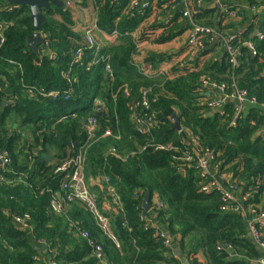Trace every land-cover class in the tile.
I'll return each mask as SVG.
<instances>
[{
    "label": "trees",
    "instance_id": "1",
    "mask_svg": "<svg viewBox=\"0 0 264 264\" xmlns=\"http://www.w3.org/2000/svg\"><path fill=\"white\" fill-rule=\"evenodd\" d=\"M93 1L96 27L117 35L116 43L103 45L95 55L74 29L70 11L53 4L42 8L47 48L33 53L26 47L32 32L28 7L0 0V152L10 156L0 167V264H48L50 259L55 264H102L72 224L101 245L108 264H183L173 257L171 245L179 246L190 264H243L234 256L257 258L245 225L264 211V117L259 106L234 116V102L227 100L212 112L199 99L208 86L204 82L224 83L226 92L234 84L264 105V15L261 38L250 36L249 25L228 41V31L243 19L224 25L228 14L219 7L199 8L196 0H186L192 22L212 30L200 37L202 47L194 53L187 47L192 25L183 9L167 12L168 0L145 10L130 9V0ZM235 1L264 8V0L222 3L233 12ZM173 41L177 47H166ZM225 41L236 51L234 64ZM76 50L81 57L74 55ZM106 63L111 71L105 70ZM143 90L151 101L146 112L153 115L147 133H139L133 122ZM173 112L179 131L172 128ZM88 115L96 118L98 130L86 151L84 172L87 177L103 171L121 198L124 215L104 212L117 244L94 219L87 201L64 198L63 212L51 208L56 193L64 197L62 173L53 172L54 167L84 143ZM105 130L111 135L102 136ZM157 143L173 148L155 150ZM110 149L117 156L108 154ZM193 150L213 153L209 165L231 176L227 185L241 189L242 205L236 198L222 200L217 191L201 190L211 177L200 175ZM185 152L192 160L184 159ZM146 190L155 213L151 223L166 228L173 238L169 245L139 220L151 215L141 206ZM93 192L102 208L105 193L98 187ZM153 195L158 205L152 203ZM21 214L28 215L29 230L13 220ZM256 226L264 238V222ZM36 241L46 244L45 258Z\"/></svg>",
    "mask_w": 264,
    "mask_h": 264
},
{
    "label": "built area",
    "instance_id": "2",
    "mask_svg": "<svg viewBox=\"0 0 264 264\" xmlns=\"http://www.w3.org/2000/svg\"><path fill=\"white\" fill-rule=\"evenodd\" d=\"M112 3L116 0H110ZM180 3L185 4L186 0H176ZM201 1L202 0H196V7H201ZM69 1H66V5L69 6ZM219 7L223 8V11L226 14L233 13L232 11H229L226 7L225 3H222V1H218ZM129 7L130 9H139V10H145L150 7L149 2H142L141 0H130L129 1ZM227 9V10H226ZM183 15L187 17L189 23L192 25L191 31L187 35V47L188 49L192 50L194 53L198 52L199 49L202 47V42L200 41V37L203 34L210 33L212 30L205 26H200L197 24H194L192 22L190 12L188 9L183 11ZM97 27L96 25H93L92 27L88 28L86 30V41L88 44V47H93L94 44V35L93 30H95ZM111 34L116 35V32L113 31ZM260 36L259 38H261ZM233 37L228 36L227 40L230 41ZM228 41H225L224 47L229 51L230 53V61L234 64L235 63V50L232 48V45L228 43ZM248 47L251 49V52L253 53V45L247 42ZM76 57H80L81 53L80 50H76ZM105 67L109 69V65L106 64ZM207 85L213 84V83H207L204 82ZM141 95V100L136 102L134 104L135 113L133 115V122L135 125L136 130L139 133H147L150 130V127L153 123V115L148 114L146 112L149 109L150 106V99L148 97V90H143ZM226 97H229L226 95ZM231 97H233L236 100V107H235V114L239 113L241 114L242 111H244V106H259L261 109V113L264 117V105L262 103L258 104L256 99L252 96H249L246 90H236L233 94H231ZM213 103V102H212ZM210 103V106L216 108V107H222L220 101H215L213 104ZM146 112V113H145ZM238 114V115H239ZM84 123V132L86 134V139L84 143L80 146L77 152L72 154L71 157H68L66 160L58 164L54 167L55 173H62V179H61V189L63 191L64 197L56 193L54 199L51 202V208L56 213L63 212L62 208V202L64 201V198L66 201L71 200H80V201H87L89 207L92 209L93 217L96 221H98V224L102 227L105 234L111 237L113 240H115L116 244L117 241L114 238L111 230L109 229V224L107 218L104 216V212L106 210L111 209V211L124 215V207L122 205V201L118 193L115 191L114 186L111 184L110 178L103 173H97V175H90L85 176L84 170L86 165V151L89 147V144L92 140H94L97 135L98 130V123L94 116L88 115L85 118ZM111 135V132L109 130H105V132L102 134V136H108ZM144 148V147H143ZM153 148L155 150L157 149H172V145L170 143H163V144H155L153 145ZM108 154L115 155L116 151L114 149H110L107 151ZM186 157L184 159L192 160V157L190 154L185 152ZM213 158V153L211 151H206L201 154V156L197 159V168L199 170V173L202 177L209 176L210 170H209V160ZM10 161V158L8 154L3 151L0 152V166L3 167L7 165ZM216 167H212L213 171H216ZM4 168V167H3ZM98 187L100 190H102L105 193V197L102 200V208L97 207L95 203V194L93 192V188ZM229 189L224 188L222 185H218L214 180H211L207 183H205L202 186V190L204 192H209L211 190H217L222 200H234L235 197L232 193V191L236 190L237 187L235 185L228 186ZM158 205L159 203H153ZM237 209V207L235 208ZM151 215H140L139 220L144 222V228L153 227L154 231L157 235L163 238V244L169 245L170 244V238L169 236L163 232L158 226H155L151 223ZM264 218V211L259 214L258 216H255L247 221V226L250 230L251 238L256 242L257 246L260 248L261 254L257 259L258 264H264V238L261 233V228L257 227L256 224L258 223L260 226L263 223ZM28 215L27 214H21V215H13V220L15 223H17L21 228L27 229L28 226ZM121 225L125 226L126 222L123 220L121 222ZM72 228L74 229L76 235L80 236L81 238L85 239L88 243V245L91 248V254L97 259L99 263L104 264L106 259L103 253V249L100 244L95 242V240L91 239L89 236V233L85 229H81L79 225L72 224ZM50 264H55L53 261L50 262Z\"/></svg>",
    "mask_w": 264,
    "mask_h": 264
},
{
    "label": "crops",
    "instance_id": "3",
    "mask_svg": "<svg viewBox=\"0 0 264 264\" xmlns=\"http://www.w3.org/2000/svg\"><path fill=\"white\" fill-rule=\"evenodd\" d=\"M62 1L64 2V6L66 7V9L61 8V7L60 8L63 9L64 11H67V10L70 11L69 14L73 18V21H74V24H73L74 29L79 31L82 34V37H83L82 43L86 44L87 43L86 37H85L86 30L88 28L92 27L93 25H95L94 1L93 0H62ZM66 1L70 2L69 6L65 5ZM141 1L142 2H149L150 6L152 7V6H155L156 3H158V2L167 1V0H141ZM218 1L219 0H202L201 1V5H202L201 7H210V8L215 7V6L219 7ZM220 1H222V0H220ZM161 4H162V7L165 6L164 5L165 3H161ZM239 4H240L239 2L235 1L234 5H236L237 8L233 10V13H231V15L228 14L226 17L223 18L222 24L229 23L231 21L232 22L233 21H241L243 19V22H242L243 24L241 26H239L238 28H235L234 30L228 31V33H230L229 35L232 37V35H235V33L238 32L237 31L238 29L239 30L241 28L246 29V26L250 25L253 28L250 36L251 37H253L255 35L258 36L259 35V28L261 26L260 22L262 21V16L264 15V8L263 7L252 8L248 4H244V3H242L240 5ZM167 6H169V9L167 10V12L171 11L172 9H177V10L188 9L189 10V3H187V2L185 4H183V3H180L176 0H168ZM226 7L229 10L230 7H228V6H226ZM219 8L223 11V8H221V7H219ZM242 12H245V14L243 15ZM41 34H42V37L44 39V34L43 33H41ZM93 35H94V37H93L94 38V45L97 48V52L101 49V47L103 45H110V44H114L117 42V35H113L111 33L101 31L98 28L93 30ZM260 36L261 35H259V37ZM215 39H217L216 35L213 38V40H215ZM213 40L211 42H214ZM245 44L247 45V42ZM47 45H48L47 42H45L43 44V40H42L40 45L38 46V49L40 47L47 48ZM166 47H177V45H176V42L173 41V44H168ZM38 49H37V51H38ZM172 53H176L174 49H173ZM162 63H164V62H162ZM108 65L110 67V64H108ZM161 66H163V64H161ZM109 70L111 71V68H109ZM263 72H264V70L262 71V75H264ZM230 88H231V91L226 92V85L224 83H222L221 85H216L213 83V84H210L204 88V90H203L204 93H203L202 97L205 98L206 100H209L210 103H212V102L214 103L215 101L218 100L221 102L222 107L226 104L227 100L234 102L233 114H234V116H237L239 113L235 114L236 100L233 97H231V94H233L236 90L238 91V89L236 88V86L234 84L230 85ZM240 90H243V89H240ZM226 95L229 97H226ZM252 97H254V96H252ZM257 103H258V101H257ZM222 107H216V108L213 107V110H211V111L212 112H219L222 109ZM244 108L245 109H244V111H242V113L245 112L249 108H254V106L251 105L248 107L247 105H245ZM263 130H264V126H263L262 131ZM188 137L192 140L193 143H195L194 136L188 134ZM193 153L196 154L195 162L197 163V159L201 156V154L203 152L197 155V151L193 150ZM212 169L213 168L211 167V165H209L210 175L208 177H211V178L207 182L214 180L218 185H220V186L222 185L224 188L229 189L227 184L229 183L231 176L227 173L226 174L218 173L217 167H216V171H213ZM202 186H201V188H202ZM211 191H217V190H211ZM232 193H233L234 197L237 199V201L239 202V204L242 205L244 200H243V197L241 194V189L237 188L236 190L232 191ZM219 195H220V193H219ZM220 197H221V195H220ZM151 199H152L151 200L152 203H160L158 200V197L156 195H153ZM158 227L169 236L170 242L172 243L173 238L167 233L166 228L163 226H158ZM245 230H246V234H247V232L249 233V234H247V237L252 242L254 247L257 249L258 256H257V258H248L247 256H234V259L243 262V264H258L257 259L260 256L261 251H260V248L257 246L256 242L251 238L250 230H249V227L247 226V222L245 225ZM33 244L37 248H39V250H41V252H42L41 255L45 258L46 244L41 243L39 241H36ZM171 246H172V249L174 250L173 251V253H174L173 257L174 258H179L183 264H190L189 259H187L186 256L181 252L179 246H175V247L173 245H171ZM219 246H220V244H219ZM222 246H223V244H222ZM198 258H199L198 259L199 261H202L201 257L198 256ZM50 260H47L48 264L50 263L49 262ZM104 264H108V262L105 261Z\"/></svg>",
    "mask_w": 264,
    "mask_h": 264
},
{
    "label": "water",
    "instance_id": "4",
    "mask_svg": "<svg viewBox=\"0 0 264 264\" xmlns=\"http://www.w3.org/2000/svg\"><path fill=\"white\" fill-rule=\"evenodd\" d=\"M8 2L14 5H26L28 7L32 32L26 38V46L30 48L33 53H37L38 46L43 40L41 34L42 25L46 20V17L42 13V8L48 10L49 4H53L66 9V7L64 6V2L62 0H8ZM170 119L172 121V128L177 131L180 130L181 125L176 112H173L171 114ZM141 206L146 212L150 211L151 216L155 218V213L151 210L150 195L148 190H146L143 194ZM247 234L249 233L247 232ZM220 246H222V243H220ZM228 251H231V249L228 248Z\"/></svg>",
    "mask_w": 264,
    "mask_h": 264
},
{
    "label": "rangeland",
    "instance_id": "5",
    "mask_svg": "<svg viewBox=\"0 0 264 264\" xmlns=\"http://www.w3.org/2000/svg\"><path fill=\"white\" fill-rule=\"evenodd\" d=\"M248 43H250V44L252 45L251 42H248ZM249 49H250V48H249ZM250 50H251V49H250ZM253 54H254V51H253ZM74 55H76V53H75ZM51 56L53 57V55H51ZM187 67H188V68H192L193 66H192L191 63H189ZM105 70L109 71V69H107L106 67H105ZM199 100H200V103H201L202 105H204L205 107H209V106H210V102H209V100H206V99L203 98V97H200ZM96 101H97V99H96ZM96 101H95V102H96ZM210 109L213 110V107L210 106ZM86 161H87V157H86ZM86 163H87V162H86ZM85 168H86V165H85ZM84 173H85V172H84Z\"/></svg>",
    "mask_w": 264,
    "mask_h": 264
},
{
    "label": "clouds",
    "instance_id": "6",
    "mask_svg": "<svg viewBox=\"0 0 264 264\" xmlns=\"http://www.w3.org/2000/svg\"><path fill=\"white\" fill-rule=\"evenodd\" d=\"M65 3H66V2H65ZM65 5H66V4H65ZM66 6H67V5H66ZM86 45H87V43H86ZM89 48L93 49V50H92L93 55H95V54L97 53V48H96V46H95L94 44H93V47H89ZM92 63L94 64V63H96V61H93ZM106 64H107V63H106ZM106 64H105V65H106ZM83 122H84V123L86 122L85 119H84ZM1 152H3V151H1ZM5 152H6V151H5ZM6 153H7V152H6ZM7 154H8V153H7ZM8 156H9V154H8ZM9 158H10V156H9ZM9 162H10V161H9ZM0 167H1V166H0ZM3 167H5V166H3ZM25 230H29V227H28L27 229H25ZM41 243H43V242H41ZM44 244H45V243H44ZM49 262H51V261H49ZM49 264H50V263H49Z\"/></svg>",
    "mask_w": 264,
    "mask_h": 264
}]
</instances>
